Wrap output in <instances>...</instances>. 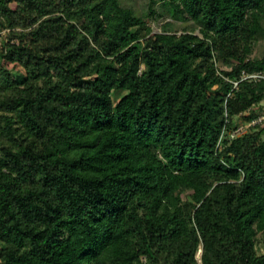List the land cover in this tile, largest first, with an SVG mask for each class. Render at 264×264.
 Masks as SVG:
<instances>
[{
	"label": "trees",
	"instance_id": "1",
	"mask_svg": "<svg viewBox=\"0 0 264 264\" xmlns=\"http://www.w3.org/2000/svg\"><path fill=\"white\" fill-rule=\"evenodd\" d=\"M160 1L0 0V264H264V0Z\"/></svg>",
	"mask_w": 264,
	"mask_h": 264
},
{
	"label": "rangeland",
	"instance_id": "2",
	"mask_svg": "<svg viewBox=\"0 0 264 264\" xmlns=\"http://www.w3.org/2000/svg\"><path fill=\"white\" fill-rule=\"evenodd\" d=\"M122 2L124 3L125 6L133 8L137 14L146 15L149 14L150 12L151 0H122ZM153 5H154L153 8L154 10H156L157 13L155 18L150 19V23L152 25L154 32H161L163 30L164 24L168 21L173 23L174 29L177 30L179 33H181L186 27L190 28L195 26L193 22H184L182 20H176L171 18L168 12V7L164 2L160 0H155V3ZM160 14H162V16H160ZM6 33H7L6 31L1 32V37H0L1 43L6 40L7 37ZM199 33H200L199 30H196V34ZM263 56H264V39H261L255 44V49L252 57L262 58ZM255 108L259 109L260 116H262L264 123V100L261 103V105ZM241 120L242 119H240L239 122H242ZM244 124L245 123L243 122L240 123V125H244ZM201 255H202V250L199 251L197 256L199 261H201L200 260Z\"/></svg>",
	"mask_w": 264,
	"mask_h": 264
},
{
	"label": "built area",
	"instance_id": "3",
	"mask_svg": "<svg viewBox=\"0 0 264 264\" xmlns=\"http://www.w3.org/2000/svg\"><path fill=\"white\" fill-rule=\"evenodd\" d=\"M255 77H260L262 79H264V75L263 74H257V75H254ZM247 77H252V76H247ZM245 77V78H247ZM235 85L237 86L238 85V82H235ZM263 122V118L262 116H260L259 118L253 120L252 122L250 123H247V124H244V125H239L231 134L232 137H235V136H238V135H241L243 133H245L247 131L248 128H250L251 126H254L256 124H259V123H262Z\"/></svg>",
	"mask_w": 264,
	"mask_h": 264
}]
</instances>
